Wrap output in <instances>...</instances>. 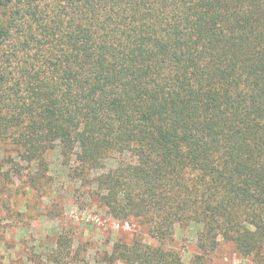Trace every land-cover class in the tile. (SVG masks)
Listing matches in <instances>:
<instances>
[{
  "label": "trees",
  "instance_id": "1",
  "mask_svg": "<svg viewBox=\"0 0 264 264\" xmlns=\"http://www.w3.org/2000/svg\"><path fill=\"white\" fill-rule=\"evenodd\" d=\"M0 6V140L29 164L72 149L66 177L157 241L118 242L101 264H211L221 239L264 264V0ZM190 225L186 262L170 243ZM71 245L61 235L56 255Z\"/></svg>",
  "mask_w": 264,
  "mask_h": 264
},
{
  "label": "rangeland",
  "instance_id": "2",
  "mask_svg": "<svg viewBox=\"0 0 264 264\" xmlns=\"http://www.w3.org/2000/svg\"><path fill=\"white\" fill-rule=\"evenodd\" d=\"M8 12L0 6V24ZM21 149L11 139L0 140V264H101L118 242L140 239L157 245L138 219L114 218L90 186L66 177L74 166L72 149H50L45 163L32 164ZM37 174L41 184L33 179ZM198 230L178 226L170 243L186 262L199 252ZM65 233L72 241L70 254L57 256V242ZM210 263L258 264L222 239Z\"/></svg>",
  "mask_w": 264,
  "mask_h": 264
}]
</instances>
